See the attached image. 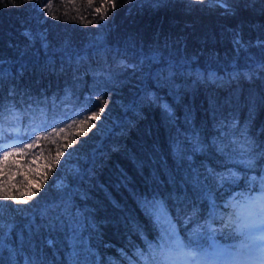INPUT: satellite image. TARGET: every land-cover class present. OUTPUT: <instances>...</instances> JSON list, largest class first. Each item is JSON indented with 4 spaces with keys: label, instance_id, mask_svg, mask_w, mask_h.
Wrapping results in <instances>:
<instances>
[{
    "label": "trees",
    "instance_id": "1",
    "mask_svg": "<svg viewBox=\"0 0 264 264\" xmlns=\"http://www.w3.org/2000/svg\"><path fill=\"white\" fill-rule=\"evenodd\" d=\"M45 2L0 4V60L5 62L0 69L12 73L0 81V101L16 102L22 113L28 104L38 106L49 124L65 128L58 137L41 139L20 161L35 160L31 167L48 179L30 201L34 207L19 205L29 210L13 213L16 227L0 247V264L25 259L68 264L70 221L56 220L51 212L48 219L40 216L52 203L73 205L71 220L82 225L80 238L90 249L80 246L79 259L97 264H129L120 250L135 260L137 249H146L143 237L155 241L157 233L142 210L144 197L167 203L182 236L204 225L211 197L215 238L221 244L231 241L227 230L219 231L221 217L226 221L233 211L225 203L257 189L246 186L243 170L238 184L217 187L206 180L203 165L219 169L220 158L211 149L207 155L193 153L188 138L199 134L207 144L222 125L235 123L237 135L246 130L264 146V71L257 67L264 64V0H228L231 14H223L221 6L209 8L207 0H193L191 6L189 0H52L58 19L39 10ZM237 70L251 71L252 78L233 79ZM198 72L221 79H200ZM9 88H15V96L7 95ZM99 107H104L99 119L88 120ZM32 116L31 111L23 116L22 130ZM35 116L39 123L40 113ZM224 131L232 134L230 128ZM57 149L64 153L59 163ZM259 168L258 162L257 173ZM36 179L29 173V181ZM60 181L67 187L57 189ZM29 187L35 191L37 184ZM27 190L20 187L24 199ZM193 209L199 212L187 222Z\"/></svg>",
    "mask_w": 264,
    "mask_h": 264
},
{
    "label": "snow or ice",
    "instance_id": "2",
    "mask_svg": "<svg viewBox=\"0 0 264 264\" xmlns=\"http://www.w3.org/2000/svg\"><path fill=\"white\" fill-rule=\"evenodd\" d=\"M25 3H32V0H24ZM193 0H189L190 6ZM203 3V0H199ZM11 3L12 7H19L16 0H0V4L7 6ZM207 6L214 8L221 6L225 9L223 14H231L232 10L228 4V0H207ZM103 7V5L101 6ZM113 9L115 4H112ZM52 0H46L43 3L40 11H45L51 15L53 19L58 17L51 11ZM107 9H105L106 13ZM94 12L100 13V8H95ZM64 15L67 17L68 13ZM101 19L105 18V14L101 13ZM76 19V17H72ZM80 19H83L82 17ZM92 23V21H89ZM24 35L28 39H32L30 32H25ZM5 63L0 60V64ZM260 71H264V64L257 66ZM253 73L248 70H237L232 76L233 79L243 76L246 79H251ZM12 76V73L7 69H0V81H6ZM198 78L207 79L215 82L221 79L215 73H197ZM15 88H9L7 95L15 96ZM99 99V97H97ZM106 102L101 101V104ZM38 104V102H37ZM165 110H169L168 105H163ZM29 111L33 113L30 118V127L23 130L19 124L23 120V116ZM39 112L42 119L39 123L36 122L35 113ZM104 112V107H99V112H95L88 119H99V113ZM77 115L81 114V110H77ZM87 121H82L86 123ZM75 123V121H73ZM66 127H72L71 124H66ZM230 128L232 134L229 135L224 128ZM237 125H222L218 129L219 136L213 137L209 143H205L200 139L199 134H194L188 138V143L192 145L191 151L199 155H207L209 149L215 152L220 158L219 169L209 165H203L205 169V179L211 178L215 181L217 187H224L225 184H238L242 177L247 187L257 189V194L240 193L242 200L237 201L232 197L225 203V207H231L233 211L228 215L226 221L221 217L223 227L219 229L222 234H225L232 243L221 244L215 238L217 229L212 227V221L216 219V204L215 200L209 197L210 211L208 219L204 225L199 226L194 230V235L182 236L176 226V221L171 216L167 203L160 198L153 196L151 199L144 197L142 210L153 224V229L157 233L155 241H149L146 237V249H137L134 256L128 257L123 250H120L121 256L129 261V264H264V146L256 144L248 135L246 130H240L237 135ZM49 128L51 130L49 131ZM65 128H60L53 124H49L47 120V112L44 109L33 108L32 104H28L27 109L22 113L16 106L15 102L7 100L0 101V247L5 246V240L14 231L15 214H21L29 209L18 207L19 205H30L32 201L43 187V183L47 181V174H41L39 169L32 168L30 161L28 164H21V160L31 154V149L37 146L41 139L47 140L53 135L59 136L64 132ZM39 133V135H37ZM30 141V142H29ZM53 144L56 140L52 141ZM76 143V141H73ZM179 151V146L177 148ZM64 153L57 149L55 160L60 162V156ZM69 156L72 153L68 154ZM19 157V159H17ZM38 158V157H37ZM258 162L260 164L259 172L257 173ZM67 163V161H65ZM27 169L28 171H21ZM248 172L256 174L249 176ZM29 173L35 174L37 179L29 181ZM20 175L23 177L20 181H15V177ZM30 183H36L35 191L29 187ZM24 186L27 190V199L23 196L25 193H20V187ZM57 189L67 187L60 181L56 183ZM16 189V194L13 193ZM11 201L13 207L5 202ZM39 203V201H36ZM35 204L30 205L34 207ZM72 207L69 202L62 206L59 203L45 205L41 209V219H48L49 213H56V220L64 217L70 221L69 228L71 229V237L69 239V254L68 264H97L96 261H90L87 257L84 260L79 259L80 246L84 247L85 251H90L86 246V241L80 238L82 225L72 221ZM199 209H193L192 215L187 218V222H191L196 216ZM77 217L81 214L77 209ZM179 210H177V217ZM60 227L63 229V221H60ZM31 231V229H29ZM23 237L21 236V240ZM52 240H48L49 246L53 245ZM24 264H43L36 260L29 261L25 259ZM115 264V262H112Z\"/></svg>",
    "mask_w": 264,
    "mask_h": 264
},
{
    "label": "bare ground",
    "instance_id": "3",
    "mask_svg": "<svg viewBox=\"0 0 264 264\" xmlns=\"http://www.w3.org/2000/svg\"><path fill=\"white\" fill-rule=\"evenodd\" d=\"M71 64H72V63H71ZM165 81H166V80H165ZM169 81H170V80H169ZM170 82H171V81H170ZM8 83H9V82H8ZM175 84H176V83H175ZM16 96H17V95H16ZM42 96H43V95H42ZM50 97H51V96H50ZM16 99H17V98H16ZM16 99H15V100H16ZM41 99H43V98H41ZM49 99H50V98H49ZM45 100H46V97H45ZM46 101H47V100H46ZM15 103H16V102H15ZM17 103H18V102H17ZM58 104H59V103H58ZM58 104H57V105H58ZM62 104H63V103H62ZM47 106H48V105H47ZM77 106H78V105H77ZM64 107H65V106H64ZM56 108H57V107H56ZM73 108H74V107H73ZM71 109H72V108H71ZM67 110H68V108H67ZM54 111H55V110H54ZM60 112H61V111H60ZM58 115H60V114H58ZM73 115H74V114H73ZM60 116H61V115H60ZM66 116H67V115H66ZM70 116H71V115H70ZM58 117H59V116H58ZM59 118H60V117H59ZM50 120H51V119H50ZM53 120H54V119H53ZM61 120H62V119H61ZM88 120H89V119H88ZM88 120H87V121H88ZM58 122H59V121H58ZM37 123H38V122H37ZM56 124H57V122H56ZM83 124H84V123H83ZM80 127H81V126H80ZM102 128H103V127H102ZM100 130H101V129H100ZM110 130H111V129H110ZM105 133H106V132H105ZM105 133H104V134H105ZM102 135H103V134H102ZM107 137H108V135H107ZM94 150H95V149H94ZM92 155H93V154H92ZM103 156H104V155H103ZM105 156H106V155H105ZM91 158H92V156H91ZM60 177H61V175H60ZM236 199H237V198H236ZM43 206H44V205H43Z\"/></svg>",
    "mask_w": 264,
    "mask_h": 264
},
{
    "label": "rangeland",
    "instance_id": "4",
    "mask_svg": "<svg viewBox=\"0 0 264 264\" xmlns=\"http://www.w3.org/2000/svg\"><path fill=\"white\" fill-rule=\"evenodd\" d=\"M252 195H255V194H257V193H251ZM237 201H240V200H242V197H240V198H238V199H236ZM229 240V239H228ZM226 243H232V240L231 241H226Z\"/></svg>",
    "mask_w": 264,
    "mask_h": 264
}]
</instances>
